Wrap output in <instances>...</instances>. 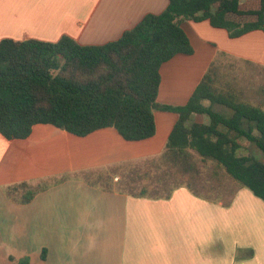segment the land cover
Segmentation results:
<instances>
[{
	"label": "crops",
	"instance_id": "obj_1",
	"mask_svg": "<svg viewBox=\"0 0 264 264\" xmlns=\"http://www.w3.org/2000/svg\"><path fill=\"white\" fill-rule=\"evenodd\" d=\"M168 3L0 0V40L57 42L69 36L83 46H101L118 40L144 16L161 14ZM181 26L194 52L162 65L160 105H185L219 54L233 67L264 69L262 31L232 39L208 21ZM213 110L232 115L221 105ZM154 118L155 135L139 142L125 141L113 128L85 137L49 125L34 126L24 140L0 134V264L23 259L28 264H264V202L245 188L233 190L224 203L202 190L195 195L184 184L169 197L137 198L106 193L79 179L84 172L160 155L177 116L156 110ZM207 122L193 115L188 124ZM253 153L248 155L264 161ZM64 176L70 178L58 183ZM43 182L50 187L28 204H15L5 194L21 183Z\"/></svg>",
	"mask_w": 264,
	"mask_h": 264
},
{
	"label": "trees",
	"instance_id": "obj_2",
	"mask_svg": "<svg viewBox=\"0 0 264 264\" xmlns=\"http://www.w3.org/2000/svg\"><path fill=\"white\" fill-rule=\"evenodd\" d=\"M168 1L161 14L144 16L118 40L101 46H83L69 36L57 42L1 39L0 134L7 140H24L34 126L49 125L85 137L113 128L125 141L139 142L155 135L156 110L174 113L177 120L163 152L140 161L148 171L140 172L138 163L123 164L81 173L79 179L106 193L161 198L169 197L183 176L198 195L201 164L212 168L214 178L224 177L235 190L245 188L264 202V161L242 154L239 143L254 144L264 157V85L257 90L262 101L249 102L219 66L225 57L219 54L185 105L157 102L162 65L194 52L181 26L184 22L208 21L232 39L255 30L264 33V0ZM214 105L230 110L231 117L215 112ZM193 115L207 117L208 124H188ZM139 181L144 183L136 191ZM50 185L21 183L5 194L24 205Z\"/></svg>",
	"mask_w": 264,
	"mask_h": 264
},
{
	"label": "rangeland",
	"instance_id": "obj_3",
	"mask_svg": "<svg viewBox=\"0 0 264 264\" xmlns=\"http://www.w3.org/2000/svg\"><path fill=\"white\" fill-rule=\"evenodd\" d=\"M219 66L222 70L226 71L229 75V78L231 83H235L239 88L243 89L245 92L246 98L251 102L252 104H258L260 103L261 97L257 95V90L260 86L264 85V69L257 68L254 66H246V67H233L232 63L227 62L225 59H221L219 62ZM208 123V122H207ZM206 123V124H207ZM231 136L233 138L236 137V134L231 133ZM240 144H243L245 146H242L243 149L241 150L243 153H253L256 151L255 155H261L259 150L255 147L254 144H250L245 140H239ZM250 149V152H249ZM256 149V150H255ZM249 152V153H248ZM254 154V153H253ZM254 158V157H253ZM258 159V158H257ZM264 160V157H263ZM147 162V161H146ZM136 166L140 168V172L144 173L148 170L145 163L139 162ZM203 165L200 164V169L202 171L201 180L198 179L199 182V188L198 192L202 190V193L210 197H218L224 201V203L228 202L230 200V196L233 193V190H235V185L229 181H227L224 177H222L220 180L217 178H214L211 174V169L207 167H202ZM146 170V171H145ZM180 184L188 185L191 180H189L186 177L180 176L177 180ZM144 182H138L136 191L140 189V187L143 185Z\"/></svg>",
	"mask_w": 264,
	"mask_h": 264
}]
</instances>
